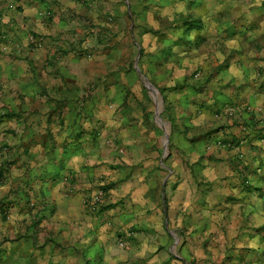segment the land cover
Here are the masks:
<instances>
[{"label": "crops", "instance_id": "obj_1", "mask_svg": "<svg viewBox=\"0 0 264 264\" xmlns=\"http://www.w3.org/2000/svg\"><path fill=\"white\" fill-rule=\"evenodd\" d=\"M0 264H264V0H0Z\"/></svg>", "mask_w": 264, "mask_h": 264}, {"label": "rangeland", "instance_id": "obj_2", "mask_svg": "<svg viewBox=\"0 0 264 264\" xmlns=\"http://www.w3.org/2000/svg\"><path fill=\"white\" fill-rule=\"evenodd\" d=\"M140 58L141 55L136 44H131L129 49L125 51L124 55L120 54L118 56V64L110 67V89H122L125 93L126 102L130 104L129 108L131 110H134L135 105H137V109H140L142 112L146 111V119L154 124L157 128H159V131L163 133V137L164 133H168V138L170 139L171 128L169 129V127L171 126L169 124V120L167 119V104L165 103V99L163 98L159 90L158 91L160 96H157L155 100L140 80L139 75L134 67L135 63L138 66L140 73L144 75L147 80L156 88V86L152 83L150 76H146L142 72ZM194 75L195 73L192 74L191 78L195 77ZM160 99L162 100V105H160L159 107L160 112L158 118H160L164 122V127L162 128L156 122L155 116L157 110L156 102H159ZM167 161L168 158L166 157L163 163L166 165Z\"/></svg>", "mask_w": 264, "mask_h": 264}, {"label": "water", "instance_id": "obj_3", "mask_svg": "<svg viewBox=\"0 0 264 264\" xmlns=\"http://www.w3.org/2000/svg\"><path fill=\"white\" fill-rule=\"evenodd\" d=\"M136 61H137V59H136ZM135 69H136V72L138 73V75H139V78H140V80L142 81V83L144 84V86L148 89V91L151 93V95L153 96V98L156 100V97L157 96H160V94H159V91H158V89L157 88H155L148 80H147V78L144 76V75H142L141 73H140V70H139V68H138V66L136 65V63H135ZM160 105H162V100L160 99V101L159 102H156V107H157V110H156V117L158 118V115H159V112H160V109H159V107H160ZM159 120H160V118H158ZM167 142H168V135L167 134H165V142H164V148H165V153H164V157H166L167 156Z\"/></svg>", "mask_w": 264, "mask_h": 264}, {"label": "built area", "instance_id": "obj_4", "mask_svg": "<svg viewBox=\"0 0 264 264\" xmlns=\"http://www.w3.org/2000/svg\"><path fill=\"white\" fill-rule=\"evenodd\" d=\"M198 75L196 74L195 77H197ZM227 147H231L230 144L227 145ZM101 192L97 193L96 195H94L92 198L89 199L88 203H86L91 211H95L96 210V206L100 201L101 198Z\"/></svg>", "mask_w": 264, "mask_h": 264}, {"label": "trees", "instance_id": "obj_5", "mask_svg": "<svg viewBox=\"0 0 264 264\" xmlns=\"http://www.w3.org/2000/svg\"><path fill=\"white\" fill-rule=\"evenodd\" d=\"M140 54H141V52H140ZM160 92H161V91H160ZM231 144H232V143H231ZM231 144H230V145H231Z\"/></svg>", "mask_w": 264, "mask_h": 264}]
</instances>
